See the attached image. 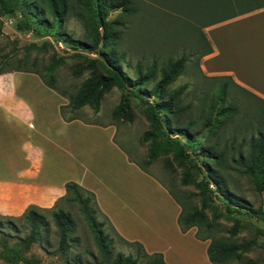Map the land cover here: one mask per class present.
Listing matches in <instances>:
<instances>
[{"label": "rangeland", "instance_id": "rangeland-1", "mask_svg": "<svg viewBox=\"0 0 264 264\" xmlns=\"http://www.w3.org/2000/svg\"><path fill=\"white\" fill-rule=\"evenodd\" d=\"M136 1L139 2L137 12L126 19V28H120L123 33L116 43L115 50L121 57L120 65L133 79L137 76L138 65L141 66L143 72L148 67L155 66L157 77L155 81L147 84V87L151 88L160 79L161 68L168 61L181 57L186 58L182 72L169 84L168 90L179 91L178 99L181 104L190 106L184 108L186 111L182 113V120L188 118L197 121L196 130L203 133L210 127L206 124V120L209 119L213 126H216L215 128L211 126L209 137L204 139L203 144L217 146V152L222 153L227 166L218 169L222 183L233 196L244 204L241 206L230 202L228 211L227 199L223 194L219 191L205 192L206 200L210 205L205 210L207 218L211 220L214 216L216 217L212 232L238 245L253 242L252 247L240 259H232L226 264H264V224L256 218L255 212L257 208H261L264 212V115L259 110L258 101L245 94L240 88H236L229 80L225 97L221 100L218 96L219 91L227 79L208 76L202 71L200 64L209 43L203 26L220 17V13L227 12L205 11L206 13L201 15L197 21H193L185 19L186 16L182 14L169 11L170 9L165 6L145 3L147 0ZM117 14L118 11H110L107 19L114 20ZM16 21L15 15L0 14L1 68L13 70L19 66L23 67L20 65V58L24 54L28 55L27 67H30L32 61L36 60L35 69H41L42 66L47 65L53 56L59 57L61 64L54 73L56 86L67 93L76 91L88 71L77 75L74 73L75 66L85 64L87 60L95 57V54L80 48L74 49L65 44L55 34L54 28L48 29L38 25L40 35H34L31 31L18 30ZM98 22L95 21L89 26L78 17L71 16L63 27L73 38L87 40L89 34L96 32L94 29L96 26H98V32L104 33V27ZM261 27V31L264 32V26ZM110 28L116 31L114 25ZM46 31L51 32V35H48ZM214 32L223 31L218 29ZM29 44H35V47L27 48ZM123 97H125V92L112 87L104 94L97 111L90 106H84L75 114L86 124H96L102 128L110 126L116 129V143L126 151L139 168V165L144 167L145 172L163 188L169 189L177 200H188L200 208L199 192L202 188L194 182L182 183L186 169L175 160L173 150L168 144L163 147L166 142L162 136L157 134L154 140H143L145 133L150 131L151 127L142 113L139 100L133 97L130 99L133 112V118L130 121L112 118L113 109ZM228 104L238 108L233 116H218L217 109ZM239 105L241 106L240 113ZM68 113L70 114V110ZM170 134L173 136L172 133ZM181 139L184 141V137ZM257 141L261 144L255 151L256 166L253 170L244 173L239 166V157L248 158L252 153V143L255 144ZM186 147L190 151V156L198 163L206 158V152L192 151L187 143ZM151 148L159 151L153 159L149 153ZM214 158H216L215 155L211 160ZM204 160L210 165L214 164L209 159ZM205 170L203 167V172H206ZM192 175L198 182L202 179L203 173L195 168L192 170ZM206 178L209 180V189L214 190V182L209 176ZM57 208L69 212L74 222V231L70 235L69 248L66 252L59 249V233L50 211L42 213L44 223L40 228V238L29 246L24 242V238L30 234L31 225L23 218H8L0 215V264H101V254L95 236L78 205L62 199ZM96 220L103 223V233L108 234V238L112 240L113 256L117 252H122L124 255L132 254L138 259L136 264H144V259L138 256L136 244H140L148 254L159 252H148L140 240L121 236L105 216L96 213ZM236 223L239 229L230 236L228 231ZM176 226L181 234L190 231L197 238L196 227L181 231L178 217ZM140 230L144 231L147 236L150 232L158 243L156 245L169 252L174 264H213L209 261L206 250L203 252L198 249L201 245L195 247L190 242H183L171 234L168 235L166 231V234H161L159 231L158 235L151 228L141 229L135 225L130 235L142 237L147 245L149 244L148 238ZM194 230L195 233H193ZM197 239L205 243L208 241ZM159 253L162 254V252Z\"/></svg>", "mask_w": 264, "mask_h": 264}, {"label": "crops", "instance_id": "crops-1", "mask_svg": "<svg viewBox=\"0 0 264 264\" xmlns=\"http://www.w3.org/2000/svg\"><path fill=\"white\" fill-rule=\"evenodd\" d=\"M227 2L145 1L191 7ZM205 13L191 8L185 19L197 21ZM220 14L203 26L210 51L202 56V71L210 77H229L236 88L264 99V7ZM218 29L223 32H214ZM67 103L68 98L37 73L13 69L0 74V214L17 217L30 205L51 208L66 195L65 184L73 181L93 192L101 213L121 236L140 240L148 252H162L168 264H174L169 252L156 245L150 232L147 236L140 230L148 245L142 237L130 235L135 225L201 245L198 249L204 252L208 241L200 242L190 231L179 232L180 206L116 143V129L67 120L60 111Z\"/></svg>", "mask_w": 264, "mask_h": 264}, {"label": "trees", "instance_id": "trees-1", "mask_svg": "<svg viewBox=\"0 0 264 264\" xmlns=\"http://www.w3.org/2000/svg\"><path fill=\"white\" fill-rule=\"evenodd\" d=\"M95 1V3H94ZM138 1L136 0H0V14L15 15L17 17L16 26L20 31H31L34 35H40L38 25H42L48 29L54 28L55 34L67 45L74 49H83L94 53L95 57L87 60L85 64H77L74 73L77 75L88 71L87 76L81 81L76 91L67 93L60 90L55 83V71L58 65L61 64V58L53 56L51 61L42 66L41 69H35L36 60H33L30 67H27L28 55L24 54L20 58V65L15 70H23L37 73L43 82L57 90L61 95L68 98L66 106H61L60 111L63 117L67 120L77 119L75 112L84 106H90L95 111L100 107L103 96L112 87L125 92L117 106L113 109L111 115L115 120H128L133 118V112L130 106V99L137 98L141 107L142 113L150 123V131H147L143 140H154L157 134H160L173 150L174 158L184 166L182 183L186 184L194 182L198 187L202 188L199 192L201 206L198 208L191 202L177 200V198L169 193L180 206L178 215V223L181 231H186L192 227H196V237L202 240H208L206 253L209 261L213 264H226L232 259H240L242 255L247 252L253 245V242L237 243L230 239L223 238L213 234V227L216 217L209 220L206 215V208L210 207L205 197V192L219 191L227 199V210H230V202L236 205L243 206L244 204L237 199L231 192H229L223 185L218 169L220 167H227L222 153L217 152V146H205L204 139L209 137V131L213 126L210 120H206L209 127L205 133L196 130L197 121L191 119L182 120V113L186 111L184 108L190 107L189 104L183 106L178 99L179 91H170L168 86L173 82L184 68L186 61L185 57L176 60H170L165 66L161 68V77L151 88L147 84L155 81L157 77V70L155 66L148 67L144 72L140 65L137 66L136 78H131L121 67V57L115 50L116 43L120 40L122 29L126 28V19L137 12ZM171 11H176L184 16H187L189 10L193 8L195 11H221L227 12L226 16L236 15L249 12L261 7H264V0H228L227 4L213 5V6H165ZM224 9V10H223ZM110 11H118L117 17L114 20H108L107 15ZM76 16L87 25H93L98 22L100 26L104 27V33L98 32L96 26L94 34H89L87 40L73 38L64 30V23L71 17ZM98 17V18H97ZM97 18V19H96ZM210 23V22H208ZM214 23V22H213ZM109 24V26H108ZM207 24V23H206ZM114 25L116 31L111 30L110 26ZM51 35V32L46 31ZM28 47H35V44H29ZM207 51H210L209 43L207 44ZM204 55V54H203ZM4 70L0 64V74ZM220 88L219 97L223 100L226 94V87L229 77L226 78ZM136 87V88H133ZM245 94L251 96L259 103V110L264 115V99H261L247 90L241 89ZM153 98V100H150ZM250 103V102H248ZM239 105V113H240ZM213 110V106L211 107ZM237 107L231 104L217 109V115L221 117H232L237 111ZM70 110V114L68 113ZM216 124V122H215ZM214 124V125H215ZM173 136H171V134ZM181 137H184L182 141ZM199 138V139H198ZM186 143L191 147L192 151L206 152V158L211 160L212 156H216L213 165H210L204 159L200 163L190 156V151L186 147ZM261 143L257 141L252 143V153L248 158L239 157V166L246 173L248 170H253L256 166L254 157L257 147ZM162 147V148H163ZM159 151L151 148L149 150L151 159L157 156ZM144 171L145 168L139 165ZM203 167L206 172H203ZM197 168L203 173L202 179L196 182L192 175V170ZM214 182V190L209 189V180ZM66 195L60 198L51 208H39L34 205L28 206L25 211L17 216L25 219L31 225L30 234L24 238L27 246L38 241L40 238V228L44 223L43 212L50 211L53 216L54 223L59 233V249L66 252L69 248L70 235L74 231V222L69 212L61 208H57L60 200L65 199L67 202L76 203L84 216L88 226L93 232L96 242L101 254V264H136L137 257L132 254L124 255L122 252H117L113 256L112 240L108 238V234H104L102 230L103 223L96 220V213H101L93 192L83 188L73 181L65 184ZM256 218L264 224V212L261 208L255 210ZM1 215V214H0ZM4 216V215H1ZM13 217V216H5ZM239 229L236 223L229 234L234 235ZM138 246V256L144 259V264H168L163 255L159 252L148 254L145 252L140 244Z\"/></svg>", "mask_w": 264, "mask_h": 264}]
</instances>
